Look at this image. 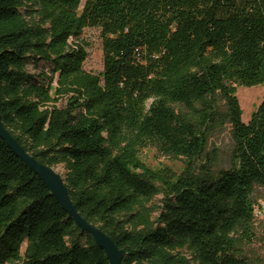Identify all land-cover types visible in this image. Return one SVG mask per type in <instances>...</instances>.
Masks as SVG:
<instances>
[{
  "label": "trees",
  "instance_id": "16d2710c",
  "mask_svg": "<svg viewBox=\"0 0 264 264\" xmlns=\"http://www.w3.org/2000/svg\"><path fill=\"white\" fill-rule=\"evenodd\" d=\"M82 1L0 0L2 126L62 166L72 205L122 264H252L264 101L245 124L236 89L264 85V0ZM85 29L100 33L99 74L83 67ZM224 126L232 165L214 176L201 161ZM148 147L183 173L160 180L138 160ZM0 264H109L1 138Z\"/></svg>",
  "mask_w": 264,
  "mask_h": 264
},
{
  "label": "rangeland",
  "instance_id": "374dc122",
  "mask_svg": "<svg viewBox=\"0 0 264 264\" xmlns=\"http://www.w3.org/2000/svg\"><path fill=\"white\" fill-rule=\"evenodd\" d=\"M83 3L85 0L82 1ZM87 46L88 57L84 63V69L93 74L101 73L103 69L102 40L99 30L85 29L81 36ZM46 63H40V69L47 68ZM30 73H37L32 66L28 68ZM236 97L242 111V122L247 124L252 113L264 101V85L254 87H238ZM233 142L228 126L216 128L210 135L206 148V155L201 161L206 165L207 157L212 159L211 173L216 176L220 171L227 170L232 165L231 153ZM138 160L160 180L174 181L185 168L183 160H170L163 157L156 149L148 147L138 151ZM61 167L60 176L64 178V170ZM159 185V183H156ZM160 197L156 198V201ZM254 203V220L249 239L251 241L243 245V253L252 264H264V188L256 187L252 194Z\"/></svg>",
  "mask_w": 264,
  "mask_h": 264
},
{
  "label": "water",
  "instance_id": "95a60500",
  "mask_svg": "<svg viewBox=\"0 0 264 264\" xmlns=\"http://www.w3.org/2000/svg\"><path fill=\"white\" fill-rule=\"evenodd\" d=\"M0 138L7 144L11 151L42 181L50 195L54 197L65 213L74 221L76 226L88 233L95 244L105 252L109 264H122L124 251L120 250L112 238L100 228L85 221L76 211L68 195L64 178L56 168L44 165L28 155L22 147L4 129L0 117Z\"/></svg>",
  "mask_w": 264,
  "mask_h": 264
},
{
  "label": "bare ground",
  "instance_id": "6f19581e",
  "mask_svg": "<svg viewBox=\"0 0 264 264\" xmlns=\"http://www.w3.org/2000/svg\"><path fill=\"white\" fill-rule=\"evenodd\" d=\"M56 171H57L58 173H61V167H57V168H56Z\"/></svg>",
  "mask_w": 264,
  "mask_h": 264
},
{
  "label": "built area",
  "instance_id": "2783aa9c",
  "mask_svg": "<svg viewBox=\"0 0 264 264\" xmlns=\"http://www.w3.org/2000/svg\"><path fill=\"white\" fill-rule=\"evenodd\" d=\"M255 210V209H254Z\"/></svg>",
  "mask_w": 264,
  "mask_h": 264
}]
</instances>
